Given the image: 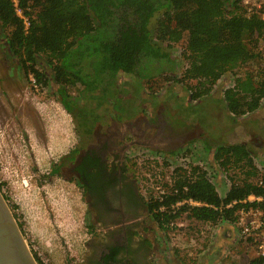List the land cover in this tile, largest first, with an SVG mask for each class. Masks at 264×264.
<instances>
[{
    "label": "trees",
    "instance_id": "obj_1",
    "mask_svg": "<svg viewBox=\"0 0 264 264\" xmlns=\"http://www.w3.org/2000/svg\"><path fill=\"white\" fill-rule=\"evenodd\" d=\"M240 1L19 0L30 21L25 30L11 1L0 0V30L25 76L31 74L39 85L53 82L62 106L69 113L79 115L84 107L83 121H93L95 113H89V105H81L78 96L96 108L111 100L119 101L121 92L116 74L143 71L150 77L152 70L157 74L165 68L169 55L152 41L150 28L151 19L158 13L157 40L171 47L186 36L183 55L187 66L180 76L168 80L184 83L190 97L199 99L211 94L218 80L231 73L233 85L223 91V100L230 115L236 118L257 111L264 101V70H261L264 57L252 49L257 43L264 44V20L246 17ZM39 60L49 73L36 67ZM256 60L259 62L256 70L245 69ZM71 89H76L78 96H73ZM250 153L242 143L215 148L213 158L222 170L243 173L241 181L233 184L224 197L200 166L173 168V186L163 200L146 201L153 221L162 231H167L170 222L183 213L211 224L233 221L240 202L230 209L219 208L249 194L263 193L253 181L257 171ZM231 178L234 181L238 175ZM186 198L203 205L184 204L175 211L169 208ZM162 205L167 207L160 210ZM263 262L264 258L254 257L248 264Z\"/></svg>",
    "mask_w": 264,
    "mask_h": 264
},
{
    "label": "rangeland",
    "instance_id": "obj_2",
    "mask_svg": "<svg viewBox=\"0 0 264 264\" xmlns=\"http://www.w3.org/2000/svg\"><path fill=\"white\" fill-rule=\"evenodd\" d=\"M158 16L157 13L150 22L152 41L161 51L168 53L169 61H165L163 71L157 70L159 73L156 74L152 70L150 77H146L149 73L143 71L134 74L119 72L117 76L123 87L119 99L122 102H106L104 106H112L108 112L115 111L119 104L128 103L132 113L143 112L153 117L157 107L164 104L168 108L164 116L170 114L186 126L203 128L204 134L191 139L189 146L242 143L247 145L251 155L260 156L264 149V101L259 110L235 118L226 109L222 93L225 82L230 84L233 80L231 73H226V79L223 78L220 84L217 82L211 94L199 99L190 97L184 83L168 80L180 76L187 66L183 55L186 36L171 47L161 43L155 38ZM261 43L252 46L255 53ZM41 62L39 60L36 67L49 73ZM246 67L254 71L259 62L253 61ZM71 94L78 96V91L71 89ZM78 97L81 105H91L85 98ZM126 98L132 101L125 102ZM83 109L86 108L81 107L77 115L82 127L88 123L83 121V114H86ZM73 142L72 115L57 97L56 85L51 81L39 85L31 74L25 76L19 61L0 37V190L40 264H76L84 251L87 238L84 197L70 179L50 172L54 161ZM198 146L193 157L205 156L202 160L211 164L210 150L199 155ZM150 155L162 156L161 153ZM147 160L139 157L137 164V172L143 176L140 180L142 192L158 174L156 172H161V177L170 172L165 163L148 167L150 162ZM215 165L217 163L213 162L214 172H221ZM180 221L183 223L180 227L166 232L155 224L158 242L153 256L155 264H246L253 255L251 249L237 240V230L226 221L210 225L187 215H183ZM224 227L232 228V232L224 236Z\"/></svg>",
    "mask_w": 264,
    "mask_h": 264
},
{
    "label": "flooded vegetation",
    "instance_id": "obj_3",
    "mask_svg": "<svg viewBox=\"0 0 264 264\" xmlns=\"http://www.w3.org/2000/svg\"><path fill=\"white\" fill-rule=\"evenodd\" d=\"M130 106L119 104L108 112L112 106L90 105L87 111L95 113L94 120L84 127L76 113L64 108L72 115L74 142L54 161L50 172L74 182L86 203L87 238L76 264H155L156 223L146 207L138 159L145 161L150 154L160 153L163 158L174 156L190 149L191 139L204 134L173 115L164 116L168 109L164 104L153 117L132 113Z\"/></svg>",
    "mask_w": 264,
    "mask_h": 264
},
{
    "label": "built area",
    "instance_id": "obj_4",
    "mask_svg": "<svg viewBox=\"0 0 264 264\" xmlns=\"http://www.w3.org/2000/svg\"><path fill=\"white\" fill-rule=\"evenodd\" d=\"M10 1L14 7L16 14L23 20L24 28L26 30L29 27L30 21L24 15L23 10L19 5V0H10ZM240 4L242 8L244 9V14L246 17L250 18L253 16H257V17H260L262 20H264V0H241ZM256 53L259 56L264 57V44L262 43L260 44V47ZM261 70H264V63L262 65ZM232 79H233V76H232ZM231 85H233V80L230 84L224 87V90ZM195 149H197L196 146H191L190 149H187L186 151H183L181 153L179 152L175 154L174 156H171L168 158H163V156H158V155H155V156L149 155L150 157L149 159H151L152 161L151 160L150 161L147 160V161L150 162V166L152 168L156 163H158L159 165H162L165 163V165L169 166L170 172L164 177H161L162 176L161 172H156L158 174L157 175L155 174L153 179L150 180L149 186L144 188L143 196L145 197L146 201L149 200L150 198H153L154 200L161 202L164 196L170 191L169 188L173 186V182H172L173 168H175L178 165L183 166L184 168H188V165H189L188 163H190L191 161L193 162V165H198L207 171L206 174L209 180L215 185V188L221 197H224L226 195V193L228 192V190L231 188L233 184L235 183L237 184L243 178L242 172H233L232 170L225 172L224 170H222L219 167L218 163L213 158L214 152L209 153L210 156L212 155L211 164H208L207 163L208 161L202 160L206 158L205 156H202L201 158L200 157L194 158L193 153L195 152L194 151ZM206 153H208V151ZM201 154L205 155V153L203 152ZM251 157L253 159V164L257 171L256 172L257 174L253 178V181L255 184H257L258 187L262 188L263 193L258 194V195L253 194V193L249 194L242 200H239V201L232 200L228 202L227 204H224L221 208H219L220 210L230 209L233 207V205L237 204L238 202L242 204L233 213L234 220L226 221V222L231 224L232 227L235 230H237L236 231L237 240L239 242H242L245 248H249L252 250L253 255L247 259L246 264H248V262L254 257L264 258V149H263V152L260 153V156L255 157L251 155ZM213 162L217 163V165H215V168L217 169L219 168L221 172H214ZM234 174H237L238 178L234 179L233 181L231 177H233ZM221 189L224 190L223 194H221ZM184 204L188 206L203 205V203L200 201L194 200L192 198H186V199L179 200V201H176L170 204L169 208L175 211L176 209H178L180 206ZM166 207L167 206L162 205L160 207V210H164ZM183 215H186V213H183L175 221H171L168 230L174 229L177 226L180 227L183 224L180 221ZM199 222H202V221H199ZM219 222L221 223L222 221H219ZM202 223L213 225L209 222H202ZM163 232H166V231H163ZM201 234H203L202 231H201Z\"/></svg>",
    "mask_w": 264,
    "mask_h": 264
},
{
    "label": "water",
    "instance_id": "obj_5",
    "mask_svg": "<svg viewBox=\"0 0 264 264\" xmlns=\"http://www.w3.org/2000/svg\"><path fill=\"white\" fill-rule=\"evenodd\" d=\"M0 264H39L0 190Z\"/></svg>",
    "mask_w": 264,
    "mask_h": 264
},
{
    "label": "crops",
    "instance_id": "obj_6",
    "mask_svg": "<svg viewBox=\"0 0 264 264\" xmlns=\"http://www.w3.org/2000/svg\"><path fill=\"white\" fill-rule=\"evenodd\" d=\"M223 78H225V75H223L222 76V78L220 79V80H218V83L220 84L221 82H222V80H223ZM226 79V78H225ZM218 83H216V84H218ZM229 83L226 81L225 82V85H228ZM225 85H223V91H224V87H225ZM223 93V92H222ZM260 109V108H259ZM258 109V110H259ZM199 125V124H198ZM200 126V125H199ZM201 127V126H200ZM201 129L203 130V128L201 127ZM194 146H198L197 144H193ZM217 146H208L207 144H204V145H202V146H198V148H199V150L201 151L199 154L200 155H202L201 153L204 151V150H206V151H208V150H210L209 151V153H213L214 152V150H215V148H216ZM197 149H195L194 151H196ZM204 153V152H203ZM232 232V228H230V227H224V231H223V235L225 234V235H228V234H230ZM224 235V236H225ZM224 238H227V237H224Z\"/></svg>",
    "mask_w": 264,
    "mask_h": 264
}]
</instances>
